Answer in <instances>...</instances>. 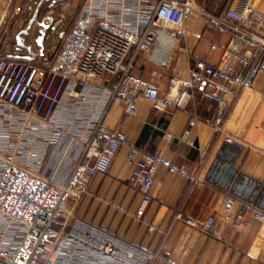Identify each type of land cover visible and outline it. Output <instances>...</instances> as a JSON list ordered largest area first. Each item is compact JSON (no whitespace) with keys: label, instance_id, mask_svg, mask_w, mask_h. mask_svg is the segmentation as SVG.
Listing matches in <instances>:
<instances>
[{"label":"built area","instance_id":"built-area-1","mask_svg":"<svg viewBox=\"0 0 264 264\" xmlns=\"http://www.w3.org/2000/svg\"><path fill=\"white\" fill-rule=\"evenodd\" d=\"M196 10L208 31L229 40L224 47L210 43L212 51L223 50L217 62L187 53L186 72L177 74L189 35L202 37L185 28ZM142 53L156 65L145 76L136 73ZM263 71L264 15L229 6L206 13L196 0H84L50 59L0 57V264H153L157 253L80 218L65 219L124 146L142 211L155 199L156 169L176 170L172 159L144 152L119 127L109 128L112 107L135 116L146 100L219 129L228 97L252 89ZM197 97L218 105L212 117L188 111ZM190 135L187 129L182 140ZM236 202L225 197L222 223L242 230L264 222V210L249 202L236 209ZM201 228L220 235L212 219Z\"/></svg>","mask_w":264,"mask_h":264},{"label":"crops","instance_id":"crops-1","mask_svg":"<svg viewBox=\"0 0 264 264\" xmlns=\"http://www.w3.org/2000/svg\"><path fill=\"white\" fill-rule=\"evenodd\" d=\"M83 1L0 0V28L13 27L10 33L0 30V57L50 59L59 51L64 37L62 28L52 35L53 27L71 20L59 14V9L79 7ZM196 1L207 5L211 0ZM213 1L211 14H219L226 0ZM243 1L239 4L235 0L231 7L239 11L256 9L264 15V0H255L256 7L245 6ZM206 24L200 20L185 24L189 33L197 31L202 37L189 35L187 52L181 53L184 67L175 68L177 74L186 72L187 53L215 62L221 59L223 50L212 51L210 43L224 47L229 36L211 33ZM145 65L147 61L141 65L138 62L136 73L147 75V71L138 67ZM228 100L219 129L196 123L183 110L168 107L159 111L146 100L139 102L140 110L135 116L127 115L122 105H114L106 121L108 127H119L142 151L172 159L176 170L157 168L154 201L142 211V197L137 191L138 210L136 205H129V211L134 213H123V206L129 201L126 192L133 164L128 159V147H122L110 172L96 176L90 184L89 191L97 184L100 212L94 223L157 253L153 264H264V222L254 221L250 228L242 230L221 222L227 195L236 198V209L249 202L264 210V71L252 89L241 90L237 97ZM217 108V104L197 97L188 111L212 117ZM187 129L191 135L184 141L182 136ZM182 166L183 171L179 170ZM117 186L121 187L123 203L119 212L106 207L109 188ZM188 218L195 224L188 223ZM209 219L220 229L219 236L202 230L201 224Z\"/></svg>","mask_w":264,"mask_h":264},{"label":"rangeland","instance_id":"rangeland-1","mask_svg":"<svg viewBox=\"0 0 264 264\" xmlns=\"http://www.w3.org/2000/svg\"><path fill=\"white\" fill-rule=\"evenodd\" d=\"M71 1V0H69ZM74 1V0H72ZM235 0H226V4L224 5V7H222L220 9V11L218 13H221L225 7L229 6L231 7V5L233 4ZM211 2H215L213 0H211L210 2L207 3V5H202V3L197 2L198 7H200L202 12H206V13H211V8L210 6L213 5ZM251 3H247V0L243 1V4H245V6H251V7H256L255 4V0L250 1ZM238 3L240 4V0H238ZM81 5V4H80ZM63 7V6H61ZM79 7H75V8H68L67 10H61L59 9V14H64V16H68L71 18L70 22L65 24V25H56L53 27L52 29V35H56L58 34L59 30H61L62 28V34L63 36H65L67 33H69V31L72 29L74 21L77 17L78 11H79ZM200 20V23L203 24L205 26V24L207 23L205 20V17L202 15V13H200L198 10H196L194 12V14L192 15V17L188 20V23H195L197 21ZM12 26H6V27H1L0 30L1 32L5 33V30L8 31V33L11 32L12 30ZM37 29L43 30V28L41 27H37ZM64 38V37H63ZM61 40V37L59 36V39L57 40V45L59 44ZM183 54V52H182ZM181 52H180V61L178 62V66L180 67H184V64L182 63V59H181ZM148 54L142 53V57L138 58V62H140V65L143 63H146L147 61V56ZM153 61L156 60V56H154L152 58ZM172 66V65H171ZM139 68H142V70L147 71L146 73L151 72V69L156 68V65L152 62H149L148 65L145 66H138ZM173 67V66H172ZM165 76V75H164ZM130 116V115H129ZM100 179H98L99 181ZM94 187L91 188V191H89L76 205H74V203H71V205L69 206L66 214H65V219L68 218L69 220H71L72 218H80L84 221L90 222L94 225H96V215L99 212L98 211V205H97V184L95 183L93 185ZM121 187H110L108 190V195L107 198L109 199L106 202V207L108 210H113V209H117V212H119L118 208H120V205H122L123 203L120 202V191ZM138 193L137 191H133L132 187L129 185L127 188V192H126V198L129 200L125 203L126 206H123V213H134L133 211L130 212L129 211V205L134 206L136 205V209L138 210L139 207V201H138ZM102 206V203H101ZM100 213V212H99ZM139 213V212H136ZM95 222V223H94ZM155 262V261H154Z\"/></svg>","mask_w":264,"mask_h":264}]
</instances>
